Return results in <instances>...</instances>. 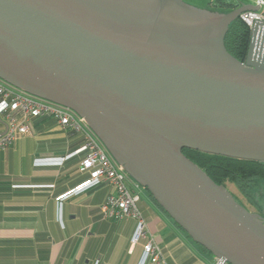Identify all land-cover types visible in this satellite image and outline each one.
Masks as SVG:
<instances>
[{
	"label": "water",
	"instance_id": "water-1",
	"mask_svg": "<svg viewBox=\"0 0 264 264\" xmlns=\"http://www.w3.org/2000/svg\"><path fill=\"white\" fill-rule=\"evenodd\" d=\"M184 0H0V79L84 118L126 173L218 264H264V221L185 149L264 163V22Z\"/></svg>",
	"mask_w": 264,
	"mask_h": 264
},
{
	"label": "crops",
	"instance_id": "crops-1",
	"mask_svg": "<svg viewBox=\"0 0 264 264\" xmlns=\"http://www.w3.org/2000/svg\"><path fill=\"white\" fill-rule=\"evenodd\" d=\"M215 1L193 4L211 7ZM238 3L256 6L253 0ZM7 103L0 98V135L7 130ZM42 119L0 150V264H145L143 242L133 243L138 222L101 218L106 190L114 192L109 184L58 200L87 178L79 172L85 140ZM139 193V210L169 264H217L149 193L146 200Z\"/></svg>",
	"mask_w": 264,
	"mask_h": 264
},
{
	"label": "built area",
	"instance_id": "built-area-1",
	"mask_svg": "<svg viewBox=\"0 0 264 264\" xmlns=\"http://www.w3.org/2000/svg\"><path fill=\"white\" fill-rule=\"evenodd\" d=\"M256 6L259 7L258 11H247L240 15V19L250 29L257 22H264V0H257ZM0 98L8 101L2 110V115L7 120V130L0 135V150L13 145L19 134L31 133L34 128L33 121L45 117L56 120L64 129L81 133L85 140L86 156L79 165V172L88 174L89 178L58 200L63 201L80 195L103 183L109 184L114 192L101 208L103 215L110 220L135 219L138 222V229L133 240L134 245L143 242L144 254L151 258L153 264H168L138 208L139 191L144 188L116 162L84 118L68 107L33 97L2 79Z\"/></svg>",
	"mask_w": 264,
	"mask_h": 264
},
{
	"label": "trees",
	"instance_id": "trees-1",
	"mask_svg": "<svg viewBox=\"0 0 264 264\" xmlns=\"http://www.w3.org/2000/svg\"><path fill=\"white\" fill-rule=\"evenodd\" d=\"M239 6L240 4L238 3V0H216L214 4L208 8H210L212 11L228 13V12H231L237 9ZM250 39H251V29L239 17L234 22H232V24L229 27L228 33L225 38L226 49L234 58H236L237 60L241 62H245L247 58L248 50H249ZM47 119H50V118L47 117ZM38 120L40 119H36L33 121V126H35V122H38ZM53 122L59 125V123L56 122V120H54ZM61 128L63 130H68V129H64L63 127ZM68 131L72 134V136L79 134L71 130H68ZM80 137L84 138L82 134L80 135ZM184 154L189 159H191L195 164H197L216 184L223 185L227 188L225 181L229 180L230 182H233L236 185V187L239 189L242 197H244L251 204L256 205V203L254 202L255 200L254 193L256 189L259 186H261L262 183H264V163L252 162V161H246V160H238V159H233V158H229V157H225L221 155L209 154V153H204V152L190 150V149H185ZM88 178H89V175H87L86 180ZM102 185H99L95 188H102L103 187ZM106 191L108 195L105 197L104 202H102L101 208L106 202L107 198L112 194L111 192H109V188ZM234 198L239 204H241L244 208H246L249 211L248 207L245 205V203L242 200L238 199L236 196H234ZM101 218L104 220H109L113 222L121 221V220L107 219L103 215V213L101 214ZM181 230L184 231L183 229ZM201 248L206 253H209L203 247ZM160 249H161L163 258L167 261L166 256L161 246H160ZM144 257L143 258L146 261L145 264H153L151 261V258L147 257L146 254H144Z\"/></svg>",
	"mask_w": 264,
	"mask_h": 264
},
{
	"label": "rangeland",
	"instance_id": "rangeland-1",
	"mask_svg": "<svg viewBox=\"0 0 264 264\" xmlns=\"http://www.w3.org/2000/svg\"><path fill=\"white\" fill-rule=\"evenodd\" d=\"M185 2L189 3V4H193V2H198V1H193V0H184ZM254 3L257 2V0H253ZM202 5H196L199 8L202 9H207L208 7H206V4L201 3ZM222 13V12H221ZM226 185L228 190L232 193V195L236 196L238 199L242 200L245 205L248 207L249 212L257 214V211H260L261 213L264 212V183L261 184V186H259L256 191H255V200L254 202L256 203V205L251 204L250 202H248L244 197H242L239 189L236 187V185L233 182H230L229 180H226ZM148 191L146 189L142 190L141 196L142 198H144V200H146L145 198H148ZM258 205V206H257Z\"/></svg>",
	"mask_w": 264,
	"mask_h": 264
},
{
	"label": "flooded vegetation",
	"instance_id": "flooded-vegetation-1",
	"mask_svg": "<svg viewBox=\"0 0 264 264\" xmlns=\"http://www.w3.org/2000/svg\"><path fill=\"white\" fill-rule=\"evenodd\" d=\"M208 9H210V8H208ZM257 212H258V215L261 217V219L264 221V212H262V213L260 211H257Z\"/></svg>",
	"mask_w": 264,
	"mask_h": 264
}]
</instances>
